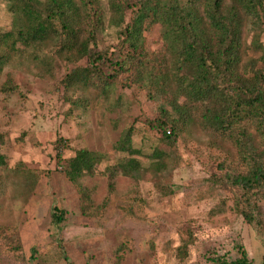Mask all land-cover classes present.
<instances>
[{
	"label": "rangeland",
	"instance_id": "obj_1",
	"mask_svg": "<svg viewBox=\"0 0 264 264\" xmlns=\"http://www.w3.org/2000/svg\"><path fill=\"white\" fill-rule=\"evenodd\" d=\"M12 3L0 0L2 31L23 22L11 12ZM98 5L103 23L91 51L108 56L121 48L120 33L137 7L119 14L109 0ZM141 42L147 57L138 75L123 74L99 87L65 86L72 65L56 40L10 52L0 77V133L8 160L0 169V264H222L240 257L241 247L251 264H263L264 200L256 223L247 222L242 191L232 180L245 170L236 148L201 124L203 106L189 110L178 93L179 70L165 27L144 29ZM263 54L264 21L257 26L247 18L242 63L255 61L264 69ZM156 119L174 126L175 144L148 124ZM130 127L142 164L137 178L114 169L129 157L117 145ZM59 137L66 139L62 146L56 145ZM81 148L104 154L95 174L79 180L89 208L67 174L68 160ZM158 150L168 155L167 166L155 171ZM55 208L65 211L60 224ZM185 239L191 243L183 257Z\"/></svg>",
	"mask_w": 264,
	"mask_h": 264
},
{
	"label": "trees",
	"instance_id": "obj_2",
	"mask_svg": "<svg viewBox=\"0 0 264 264\" xmlns=\"http://www.w3.org/2000/svg\"><path fill=\"white\" fill-rule=\"evenodd\" d=\"M13 1L10 10L23 22L11 31L0 30V77L10 52L19 53L21 48L56 40L59 52L72 65L62 80L65 86L99 87L101 81L108 86L123 74L130 79L138 75L147 57L141 42L142 31L161 23L180 72L174 73L178 93L185 97L189 110L203 106L201 124L236 148L245 170L232 180L242 191L241 212L245 220L256 223L259 201L264 200V69L257 68L255 61L242 63L243 28L247 18L253 19L257 26L264 21V0H190L188 4L174 0L170 5L163 4V0H109L112 10L119 14L127 8H137L131 22L120 33L121 48L108 56L91 51L92 45L97 44V29L103 23L98 0H81V5L77 0ZM37 3H44L45 7L40 8ZM84 59L87 60L82 66L80 62ZM261 59L264 61V54ZM189 110L185 111L186 115ZM148 124L162 132L164 142L173 145L177 141L175 128L168 121L156 119ZM65 141L59 137L56 145L62 146ZM5 143L6 135L0 133V169L8 167L7 156L2 151ZM117 148L129 157L119 161L114 169L137 178L142 164L134 156L139 151L133 146L131 127ZM152 156L153 170L166 168L165 152L154 151ZM103 160L104 154L88 148L78 149L68 160V177L79 186L88 208L91 198L79 180L94 175ZM53 218L57 224L62 223L65 211L55 208ZM190 243L191 239L184 240L179 248L180 256L187 254ZM220 261L251 264L243 247L237 259Z\"/></svg>",
	"mask_w": 264,
	"mask_h": 264
}]
</instances>
